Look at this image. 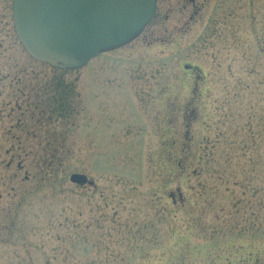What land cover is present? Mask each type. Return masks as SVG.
I'll use <instances>...</instances> for the list:
<instances>
[{
    "label": "rangeland",
    "instance_id": "obj_1",
    "mask_svg": "<svg viewBox=\"0 0 264 264\" xmlns=\"http://www.w3.org/2000/svg\"><path fill=\"white\" fill-rule=\"evenodd\" d=\"M195 3L59 70L0 0V264H264V0Z\"/></svg>",
    "mask_w": 264,
    "mask_h": 264
},
{
    "label": "water",
    "instance_id": "obj_2",
    "mask_svg": "<svg viewBox=\"0 0 264 264\" xmlns=\"http://www.w3.org/2000/svg\"><path fill=\"white\" fill-rule=\"evenodd\" d=\"M155 7L156 0H11V19L17 40L33 60L77 69L138 37ZM68 179L87 182L82 173Z\"/></svg>",
    "mask_w": 264,
    "mask_h": 264
},
{
    "label": "trees",
    "instance_id": "obj_3",
    "mask_svg": "<svg viewBox=\"0 0 264 264\" xmlns=\"http://www.w3.org/2000/svg\"><path fill=\"white\" fill-rule=\"evenodd\" d=\"M259 137H260V144L261 143H263V135H262V137H261V135H259ZM244 142V140H242L241 141V148H243L244 149V146L245 147H247V145L245 144V143H243ZM251 144H253V145H251V147L254 149V151H258V145H257V141H254L253 140V142L251 143ZM264 145V144H263ZM211 152V151H210ZM210 155H208V153H207V155L208 156H211L212 157V155H211V153H209ZM211 159H208V162L210 161ZM249 163L252 165V166H254L253 168H250L249 170H248V173H245L244 174V179L243 180H245L246 181V179L247 178H250L251 180H253V179H258V178H260V176L258 175V174H255L256 173V167H258V166H262L263 165V160L261 159V153H259V152H256V153H254L252 156H251V158L249 159ZM237 185H240L241 187H243V190H242V194L245 192V184L243 185V184H238L237 183ZM253 190L255 191H251V194H252V196L253 195H255L256 193H257V189L255 188V187H253ZM239 204V203H241V201H236L235 203H234V206L236 205V204ZM242 206H246V204L243 202L242 204H241ZM249 214L250 215H252L253 217H256V215H255V213H254V211L253 212H249Z\"/></svg>",
    "mask_w": 264,
    "mask_h": 264
},
{
    "label": "flooded vegetation",
    "instance_id": "obj_4",
    "mask_svg": "<svg viewBox=\"0 0 264 264\" xmlns=\"http://www.w3.org/2000/svg\"><path fill=\"white\" fill-rule=\"evenodd\" d=\"M190 4H192L193 12H196L199 7L196 5L195 0H188ZM88 183H91V180H88Z\"/></svg>",
    "mask_w": 264,
    "mask_h": 264
}]
</instances>
